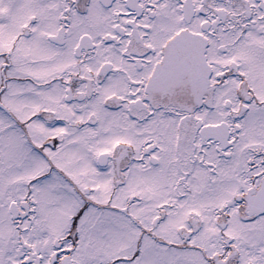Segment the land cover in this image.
Here are the masks:
<instances>
[{
	"label": "snow or ice",
	"instance_id": "snow-or-ice-1",
	"mask_svg": "<svg viewBox=\"0 0 264 264\" xmlns=\"http://www.w3.org/2000/svg\"><path fill=\"white\" fill-rule=\"evenodd\" d=\"M0 264H264V0H0Z\"/></svg>",
	"mask_w": 264,
	"mask_h": 264
}]
</instances>
